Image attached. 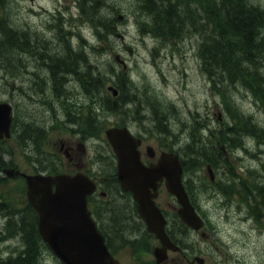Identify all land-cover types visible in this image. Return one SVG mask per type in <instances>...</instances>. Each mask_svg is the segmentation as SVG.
Instances as JSON below:
<instances>
[{"label":"rangeland","instance_id":"374dc122","mask_svg":"<svg viewBox=\"0 0 264 264\" xmlns=\"http://www.w3.org/2000/svg\"><path fill=\"white\" fill-rule=\"evenodd\" d=\"M98 1L102 4H100L102 9L105 6L102 13L106 17L122 16V20H119L118 24L125 35L127 43L131 44L136 52L132 56V64L135 61L136 66L135 72L131 74L135 78L141 79L140 82H137V79L134 81L141 87V92L146 94L147 98L145 108L149 111L144 108V115L147 119L156 122V115L158 121L161 117L158 115L159 113L163 112L167 115L164 111L168 112L169 129L175 136L168 134L167 140L162 139L165 144H171V141L177 139L175 147L185 146L189 142V130L194 132L191 123L196 121L198 112L203 115L209 114L213 121L211 125L214 127V125H219L218 117L221 111L225 116L230 117V114L233 115V112L236 111L233 104L238 108V113L247 119L250 115L258 127L264 128V106L253 93L241 86L225 84V94L228 97L227 103L223 99L221 89L219 90V88L214 87L210 83V77L203 70V62L198 53V40H200L198 35L187 32L181 39H157L140 30L135 16L137 14L136 5L138 0ZM251 1L254 4L264 6V0ZM75 2L74 0H13L7 5L6 12L11 19L15 20L18 26H28L29 29L35 31H45L46 39L58 38L57 28H49L54 26L58 19L57 16H60V12L55 6L58 5V7L62 8V11L68 14V11H66L68 10V5L70 3L75 4ZM73 9L77 13L76 18L72 19L69 17L63 20L64 28H59L60 31L72 30L75 35L72 37L76 42H79L77 32L81 31L83 35H86L96 45L100 39L95 35L93 25L85 19V16L80 14L78 8ZM42 41L38 39L39 43ZM119 43L120 41L115 37L113 45ZM105 45L106 51L113 52L114 46L111 44ZM125 54L129 56V53ZM99 59H108V56L103 55ZM263 61L262 59L260 62L263 63ZM13 62L19 66L16 70V75H11L6 73L5 70H0V100H13L18 104L20 112L32 113L30 117L37 122L34 125L35 127L32 128L34 135L31 134L35 146L38 144L36 143L37 133L41 131L40 123L44 124L46 120L47 126L52 125V127H48L49 141L47 145L41 147L40 150L32 152V158L21 152V148L17 142L14 140L9 142L15 155L13 158L6 156L5 159L14 161L16 165L24 170H32V160H51L55 158L56 153H61L57 147V143L61 139L68 140L70 138L68 128H63L66 127L64 123L58 122L48 113L51 112V103L55 102L63 107V105L71 103V99L78 92L70 89L68 85L64 87L63 84H59L54 76L48 80L42 70H40L42 75H37L35 73L36 68L34 69L31 64H28V66L22 65L16 59H13ZM39 68L41 69V66ZM48 74L50 75V73ZM42 77L43 81L41 83ZM48 82L50 83L48 84ZM51 84L55 88H52ZM81 85L85 87V83L80 80L78 82L79 89H82ZM42 89L44 92L49 93L44 104L30 97V95H34L37 98L35 92ZM151 97H155L163 111ZM75 99L78 102H82L81 98ZM226 106L229 107V111ZM83 110L85 109H80V111ZM75 119L80 121L79 128L84 129L88 125H91L92 129H94L95 137L102 138L96 140L93 138L92 147L88 148V157L91 159L94 150L93 144L102 151L104 150L100 143L105 137L103 135L104 127L102 129H95L99 125V121H88L84 114L77 116ZM117 120L118 117L115 118L114 116L109 119L110 123H114ZM110 125L107 124L106 126ZM197 135L199 136L198 129L197 134H194V138L196 139L195 142L200 143L203 139ZM149 137L152 140V145L156 147L160 145L161 140L157 139L154 134H149ZM183 138L186 139L184 144L181 143ZM244 138L247 141V147L249 145V151L233 148L232 150H227L226 156L228 160L232 161V164L234 163L236 172L238 171L246 179L250 180V177L248 171L243 166L249 169L255 180L264 182V172H262V168L264 167V142H258L253 136L244 135ZM193 144L191 145L193 146ZM211 147L214 148V145ZM195 148L197 149L196 146ZM68 165L69 162L65 159L62 169L65 171L68 169ZM223 165L224 163L221 161L220 169L223 168ZM197 173L203 177L205 174L208 176L207 165ZM221 173L223 176L226 175L223 170H221ZM224 179L227 180V177L225 176ZM196 182L200 184V182ZM226 182L230 185L229 182L231 181L227 180ZM238 188L241 189L240 187ZM22 189L23 182L18 179H11L7 183H0V194L7 199L5 200L6 202L8 201L3 208L20 209L24 207L26 203ZM213 191L214 189L208 187H199L198 190L196 188V193L200 196L199 202H204L209 207V213L213 221L212 225L217 229V236L210 241H206V250L210 251L213 249L216 254L221 252V257L224 258L223 260L221 259L223 263L227 261L228 264H264V218L262 219V223L257 222L253 213L249 212L250 207L246 202L244 203L242 200H239L238 194H235L232 200H226ZM165 202L172 203L170 197L166 194L162 197V203L164 204ZM195 244L200 245L199 242H195ZM20 249L21 245L18 238L4 241L0 243V258L16 254ZM38 255L42 264H61L58 258L46 247L45 250L41 247ZM152 258L150 253H147L144 257L148 261ZM121 260L124 263L134 261L128 252L121 255Z\"/></svg>","mask_w":264,"mask_h":264},{"label":"trees","instance_id":"16d2710c","mask_svg":"<svg viewBox=\"0 0 264 264\" xmlns=\"http://www.w3.org/2000/svg\"><path fill=\"white\" fill-rule=\"evenodd\" d=\"M93 1L95 3L98 2V0ZM175 1L138 0L136 11L140 28L142 30L146 28L147 31L149 29L156 35L169 37L173 34L183 33L182 30H186V28L193 27L195 32H198L202 36L200 50L203 55L205 69L211 73L212 76H217L215 78L222 84H233L236 78L241 79L244 83H248L249 85L253 83L252 78H256V81L260 80V78H258L260 73L257 74L255 70L248 68V66L251 65L258 69L260 61L264 58V40L261 37L258 41L257 38L260 37L259 33L262 32V27L264 26V8L254 5L250 0ZM6 2V0H0V62L2 61V64L0 63V69L7 70L6 72L8 74L16 75L18 65L13 62V59L18 58V53L25 48L26 42L30 39L26 30L21 26L13 25L1 13V8L5 7ZM159 8H161L160 11ZM100 9L101 6L99 7V4H92V20L95 24H98L100 28L105 27L107 32L111 33L113 30L110 26L111 18L106 17L102 13L103 9ZM141 15L142 19L139 17ZM194 15H197V17H194ZM259 15L262 16L259 17ZM175 18H177V20ZM257 21L258 23H262L258 24ZM257 29L259 31H257ZM222 36H224V38ZM246 41H249V43L247 42V44ZM9 55H11V57ZM60 73L64 72L59 70L58 74ZM218 80H216V83ZM97 83L98 81L96 79L93 86L96 87ZM256 84L259 85L260 83L258 82ZM224 98L227 99L225 95ZM24 125L25 128H27L25 123ZM28 132L29 136L25 134L23 135L24 138L19 137L21 143L28 142L31 138V134L34 135L30 127H28ZM40 136L41 135L37 134V139ZM190 152V155L201 159L205 154H208V144H203L202 141L200 143L195 142V144L191 146ZM32 211L28 210L24 216L28 221L25 228H22L20 233L22 234L24 243L23 248L16 255L0 260V264H39L38 252L41 248L42 239L38 232L36 218ZM124 225L128 226L126 223Z\"/></svg>","mask_w":264,"mask_h":264},{"label":"water","instance_id":"95a60500","mask_svg":"<svg viewBox=\"0 0 264 264\" xmlns=\"http://www.w3.org/2000/svg\"><path fill=\"white\" fill-rule=\"evenodd\" d=\"M10 123L11 106L2 102L0 138L10 135ZM123 131L118 128L108 130V137L119 157L120 177L126 188L135 191L140 202L139 210L146 218L150 229L157 233L164 244L170 245L164 231V217L152 200V195L147 193L148 182L143 181L152 177V182H155L166 175L169 188L178 195L183 204L179 210L182 218L188 224L197 226L198 217L181 184L182 168L178 156L165 153L160 162L151 169L141 167L138 155L135 156L133 153L136 149H133L130 142L132 138L129 133L124 134ZM129 172L136 173L137 181ZM27 179L29 198L40 214L39 230L58 256L67 264H117V260L109 253L103 241L96 237L92 226L94 223L87 208V195L94 184L87 176L81 173L75 176L27 175Z\"/></svg>","mask_w":264,"mask_h":264},{"label":"flooded vegetation","instance_id":"af4514ba","mask_svg":"<svg viewBox=\"0 0 264 264\" xmlns=\"http://www.w3.org/2000/svg\"><path fill=\"white\" fill-rule=\"evenodd\" d=\"M72 43H73L72 40H69V39L66 40L65 35L62 36L61 38H51V39L45 40V41L43 40L42 44L38 42L37 45H35V46L33 45L34 48H32V45L30 46V43H29L28 48L26 50V52L27 53L29 52V53L28 54L25 53L26 54V66H28V64L29 65L31 64L34 69L36 68L35 73L37 75H42V73L40 72V68H39L41 66V70L45 74V77L48 78V80L51 79L52 76H54V78L57 80L56 76L59 75L58 71L59 70L66 71V73L64 72V74H63L64 85L65 86L68 85L69 88L72 90H76L77 86H78V82H80V80L83 81L84 79H86V81H85L86 85L84 87L85 92H88L90 89L100 88L101 86H103V83H101V82H98L96 87H94L92 84V76L90 75V73L92 72V71H90L92 69L91 68L92 67V60L89 58L90 53L85 51V52L78 54L76 51L75 45H73ZM52 47H53V49H52ZM49 49H50V51H49ZM56 51H59V52L57 53ZM60 51L64 52V53H61ZM62 54L64 55V57ZM52 55H53V57H52ZM58 55H59V57H58ZM44 56H45V58H44ZM60 56H62V57H60ZM77 57H78V59H76ZM52 58L53 59L58 58V59L53 60ZM59 58H60V60H59ZM66 58H67V61H66ZM69 61H70V63H69ZM34 64H36V65H34ZM78 65H79V67H83L86 70V71H84L85 76L82 75L83 76L82 77L81 75L78 74L79 73V71L77 69V68H79V67H77ZM26 70H27V68H26ZM87 70H89V71L87 72ZM48 73H50V75ZM42 81H43V77L41 78V83H42ZM49 83L50 82H48V84ZM51 87L54 88V85L51 84ZM120 87L122 90L121 93L119 94L120 103L126 102L125 104H128L129 106H131L132 103L129 104L126 100H128V97L131 94H133L135 97H137L138 96L137 92H133L134 91L133 89L129 90L126 87V84L124 82H122ZM42 92H44L43 89H42ZM81 93H83V92H81ZM44 94H46V97H48L49 93L44 92ZM74 96H76V94ZM80 98L84 101H87L89 98L92 100L90 93L89 94H86V93L80 94ZM110 101H112L111 97L107 93L105 96H100L98 99V103L102 102L105 105H108ZM50 109H51V112H48V113L51 114V116L55 115L53 105ZM61 109L64 112L66 111L62 107H61ZM122 116L128 117V109L124 108V112L122 113ZM127 125L131 128V130L137 136H140L142 138V144L140 146V149H141V153H142V159L144 160V162L146 164H150L151 162L156 161L157 157H158L157 152H156V155L152 158L149 157L148 152H147V147L149 145H151L150 140H149V133L147 131L148 126L139 125L140 130H137L134 122L128 121ZM67 130H69L70 138L68 140L61 139L60 140V147H61V150L67 154V157H68L67 160L69 162V167H70L69 172L73 173V171H71V169H74V167H78V168H81L83 170H88V168H85L86 164L78 156L79 154H81V152H80L81 149H82L83 153H85L86 147L83 145H86V142H88V141L86 139H84L81 134L78 133V131H82V130L78 129V127L76 125L71 126ZM99 185L102 187V190L104 188L106 189V190H104L105 191L104 197H107V195H109V194L123 195L125 197L124 202L120 203L121 208H124V209L120 210V211L108 210L110 207H112L111 205L114 203V201H116V199H117L116 196H115L116 199L115 198L110 199V197L107 199L106 198L103 199V200H105V199L106 200L110 199V200H108L107 203L105 201V204H103V207H105V208H103L105 210V212L101 215V223H102L103 227L105 226L104 227V229L106 230L105 234L110 235V236H108V235H106V236H107L108 242L112 246V249H113L115 255L116 256L122 255L124 249L135 248L138 244L144 245L145 243L141 242V241H129L130 239L134 240L136 238L137 239L141 238L143 236V234H141V233H144L146 231V227L144 226V222H143V220L140 219L138 213H136V216L134 217V219H133V216L131 214V211H130L131 206L136 207L134 198H126V195L123 193L121 184H117V182L114 180V178L111 179V178L105 176L103 178V181L101 179V182H100V184H98V187H97L98 191L101 190ZM163 186H164V184H163ZM250 190H251V188H250ZM118 199L123 201L124 198H122L121 196H118ZM157 202H158V205L162 208V210L164 212H166L167 211L166 207H164L162 205V203L160 202L159 199L157 200ZM7 203L8 202H6L5 200L0 199V206L1 207L6 206ZM9 206H10V204H9ZM125 223L128 226H125L124 225ZM128 234H131V238H129V237L127 238ZM127 241H129L130 244ZM157 245H160V244L156 240V243H154L153 247L155 248ZM190 246H191V243L186 242V243H183L182 246L180 245V248L177 251L169 250L168 258L160 264H197V263H195L194 257L198 253L192 251ZM156 264H157V262H156Z\"/></svg>","mask_w":264,"mask_h":264},{"label":"bare ground","instance_id":"6f19581e","mask_svg":"<svg viewBox=\"0 0 264 264\" xmlns=\"http://www.w3.org/2000/svg\"><path fill=\"white\" fill-rule=\"evenodd\" d=\"M171 1H172V0H171ZM174 1H175V0H174ZM178 1H179V0H178ZM175 2H176V1H175ZM110 3H111V2H110ZM151 3H152V1H151ZM154 3H155V2H154ZM154 3H153V4H154ZM172 3H173V2H172ZM100 4H101V3H100ZM250 4H252V3H250ZM101 5H102V4H101ZM126 5H127V4H126ZM254 5H255V4H254ZM103 6H104V4H103ZM153 6H154V5H153ZM161 6H162V5H161ZM97 7H98V6H97ZM99 7H100V5H99ZM101 7H102V6H101ZM154 7H155V6H154ZM157 7H158V6H157ZM104 8H105V6H104ZM104 8H103V9H104ZM162 8H163V7H162ZM160 9H161V8H159V11H160ZM167 9H168V8H167ZM98 10H99V9H98ZM100 10H101V9H100ZM176 10H177V9H176ZM92 11H93V10H92ZM161 11H162V10H161ZM164 11H165V10H164ZM230 11H231V10H230ZM162 13H163V11H162ZM213 13H214V12H213ZM100 14H102V13H100ZM259 14H260V13H259ZM177 15H178V14H177ZM191 15H192V14H191ZM191 15H190V16H191ZM195 16L197 17V15H194V17H195ZM260 16H262V15H259V17H260ZM252 18H253V17H252ZM175 19L177 20V18H175ZM189 19H190V18H189ZM212 19H213V18H212ZM257 19H258V18H257ZM181 20H182V18H181ZM216 21H217V20H216ZM255 21H256V20H255ZM260 21H261V19H260ZM219 22H220V21H219ZM239 22H241V21H239ZM175 23H176V22H175ZM178 23H179V22H178ZM257 23H258V21H257ZM260 23H262V22H259L258 24H260ZM263 23H264V22H263ZM258 24H257V25H258ZM67 25H68V24H67ZM174 25H175V24H174ZM177 25H178V24H177ZM239 26H240V25H239ZM250 26H251V25H250ZM254 26H255V25H254ZM254 26H253V27H254ZM236 27H237V25H236ZM256 27H257V26H256ZM263 27H264V26H263ZM135 28H136V27H135ZM17 29H18V28H17ZM255 29H256V28H255ZM259 29H261V28H259ZM82 30H83V29H82ZM136 30H137V29H136ZM252 30H253V29H252ZM207 31H208V30H207ZM249 31H250V30H249ZM255 31H256V30H255ZM257 31H259V30L257 29ZM252 32H253V31H252ZM253 33H254V32H253ZM248 34H249V33H248ZM212 35H213V34H212ZM251 35H252V34H251ZM220 36H221V35H220ZM245 36H246V35H245ZM245 36H244V37H245ZM253 36H254V34H253ZM259 36H260V37H257V38H258V41L261 39V37H262V39L264 40V32L259 33ZM22 37H23V36H22ZM222 37L224 38V36H222ZM254 37H255V36H254ZM223 38H222V39H223ZM26 39H27V38H26ZM220 39H221V38H220ZM249 39H250V38H249ZM253 39H254V38H253ZM224 40H225V39H224ZM255 40H256V37H255ZM251 41H252V39H251ZM28 42H29V41H28ZM243 42H244V41H243ZM247 42L249 43V41H246V43H247ZM252 42H253V41H252ZM248 43H247V44H248ZM41 44H42V42H41ZM45 44H46V43H45ZM137 44H138V43H137ZM148 44H149V43H148ZM48 45H49V44H48ZM153 45H154V44H153ZM34 46H35V45H34ZM43 46H44V45H43ZM49 46H50V45H49ZM49 46H48V47H49ZM37 47H38V46H37ZM37 47H36V48H37ZM73 47H74V46H73ZM32 48H34V47L32 46ZM42 48H43V47H42ZM50 48H51V47H50ZM68 48H69V47H68ZM45 49H46V48H45ZM52 49H53V47H52ZM65 49H66V48H65ZM141 49H142V48H141ZM30 50H31V49H30ZM37 50H38V49H37ZM67 50H68V49H67ZM143 50H144V49H143ZM146 50H147V49H146ZM3 51H4V50H3ZM46 51H47V50H46ZM49 51H50V49H49ZM51 51H52V50H51ZM53 51H54V50H53ZM61 51H62V50H61ZM61 51H60V52H61ZM65 51H66V50H65ZM9 52H10V51H9ZM9 52H8V53H9ZM11 52H13V51H11ZM14 52H15V50H14ZM18 52H19V51H18ZM39 52H40V51H39ZM54 52H55V51H54ZM56 52L58 53L59 51H56ZM145 52H146V51H145ZM167 52H168V51H167ZM5 53H7V52H5ZM26 53H27V52H26ZM28 53H29V52H28ZM28 53H27V54H28ZM47 53H48V52H47ZM61 53H64V52H61ZM157 53H158V52H157ZM51 54H52V53H51ZM55 54H56V53H55ZM15 55H17V54H15ZM48 55H49V54H48ZM48 55H47V56H48ZM62 55H63V54H62ZM263 55H264V53H263ZM2 56H3V55H2ZM6 56H7V55H6ZM9 56L11 57V55H9ZM18 56H19V55H18ZM49 56H50V55H49ZM56 56H57V55H56ZM37 57H38V56H37ZM52 57H53V55H52ZM58 57H59V55H58ZM60 57H62V56H60ZM63 57H64V55H63ZM27 58H28V57H27ZM44 58H45V56H44ZM0 59H1V58H0ZM2 59H3V57H2ZM52 59H53V58H52ZM54 59H55V58H54ZM54 59H53V60H54ZM57 59H58V58H57ZM57 59H55V60H57ZM76 59H78V57H77ZM4 60H5V59H4ZM6 60H7V59H6ZM10 60H11V59H10ZM19 60H20V59H19ZM59 60H60V58H59ZM61 60H62V59H61ZM66 61H67V58H66ZM1 62H2V61H1ZM1 62H0V63H1ZM18 62H19V61H18ZM58 62H59V61H58ZM64 62H65V61H64ZM69 63H70V61H69ZM226 63H227V62H226ZM1 64H2V63H1ZM8 64H9V63H8ZM15 64H16V63H15ZM62 64H63V63H62ZM62 64H61V65H62ZM6 65H7V64H6ZM34 65H36V64H34ZM64 65H65V64H64ZM220 65H221V64H220ZM1 66H2V65H1ZM10 66H11V65H10ZM13 66H14V65H13ZM51 66H52V65H51ZM54 66H55V65H54ZM3 67H4V65H3ZM16 67H17V66H16ZM18 67H19V66H18ZM61 67H62V66H61ZM77 67H79V65H78ZM21 68H22V67H21ZM42 68H43V67H42ZM91 68H92V67H91ZM220 68H222V67H220ZM248 68H250V69H252V70H255L257 74L259 73L258 69L255 68V67H253V66H251V65H249ZM2 69H4V68H2ZM10 69H11V68H10ZM10 69H9V70H10ZM77 69H79V68H77ZM0 70H1V69H0ZM13 70H14V69H13ZM22 70H23V69H22ZM22 70H21V71H22ZM40 70H41V69H40ZM5 71H7V70H5ZM85 71H86V70H85ZM88 71H89V70H87V72H88ZM90 71H92V69H91ZM8 72H9V71H8ZM63 72L66 73V71H63ZM67 72H68V71H67ZM6 73H7V72H6ZM9 73H10V72H9ZM78 74H79V73H78ZM86 74H87V73H86ZM88 74H89V73H88ZM210 74H211V73H210ZM75 75H76V74H75ZM25 77H26V76H25ZM82 77H83V76H82ZM214 77H217V76L214 75ZM89 78H90V77H89ZM89 78H88V79H89ZM209 79H210V78H209ZM215 79H216V78H215ZM17 80H18V79H17ZM216 80H218V79H216ZM52 82H53V81H52ZM59 84H60V83H59ZM70 85H71V84H70ZM0 87H1V86H0ZM70 87H71V86H70ZM9 89H10V88H9ZM3 91H4V90H3ZM19 92H20V91H19Z\"/></svg>","mask_w":264,"mask_h":264}]
</instances>
